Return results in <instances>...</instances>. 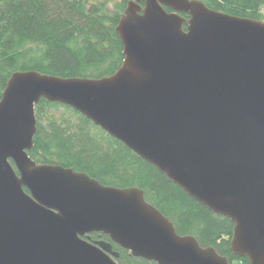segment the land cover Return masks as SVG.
<instances>
[{
  "label": "water",
  "instance_id": "1",
  "mask_svg": "<svg viewBox=\"0 0 264 264\" xmlns=\"http://www.w3.org/2000/svg\"><path fill=\"white\" fill-rule=\"evenodd\" d=\"M116 33L124 60L110 77L17 72L8 81L0 100V264H118L111 243L90 241L95 233L155 264H231L178 235L143 191L33 161L41 100L78 112L230 220L232 254L264 264V21L195 0H131Z\"/></svg>",
  "mask_w": 264,
  "mask_h": 264
},
{
  "label": "trees",
  "instance_id": "2",
  "mask_svg": "<svg viewBox=\"0 0 264 264\" xmlns=\"http://www.w3.org/2000/svg\"><path fill=\"white\" fill-rule=\"evenodd\" d=\"M115 1L0 0V100L17 72L90 80L114 75L124 60L116 28L129 0H123L114 12ZM195 1L219 13L264 21V0ZM51 108H63V114L48 116ZM35 115L37 134L29 156L38 165L72 169L107 187L137 188L148 204L171 221L178 235L194 237L201 247L213 248L231 264H250L231 252L234 224L230 220L190 198L84 116L45 100L36 106ZM89 238L111 243L120 254L118 264H155L132 257L101 233Z\"/></svg>",
  "mask_w": 264,
  "mask_h": 264
},
{
  "label": "rangeland",
  "instance_id": "3",
  "mask_svg": "<svg viewBox=\"0 0 264 264\" xmlns=\"http://www.w3.org/2000/svg\"><path fill=\"white\" fill-rule=\"evenodd\" d=\"M129 1H131V0H129ZM129 1H128V2H129ZM122 2H123V0H116L115 3H114V5L112 6L113 9H111V10L114 11V12H116V11H117V10H115L116 6L120 5ZM128 2H127V4H128ZM127 4H126V7H127ZM142 6H143V4H142ZM125 9H126V8H125ZM124 11H125V10H124ZM123 14H124V12H123ZM123 14H122V15H123ZM63 111H64L63 108H51V109L48 110L47 115H48V116L52 115V116H55V117L58 118L61 114H63ZM45 118H46V117H45ZM46 119H47V118H46Z\"/></svg>",
  "mask_w": 264,
  "mask_h": 264
},
{
  "label": "flooded vegetation",
  "instance_id": "4",
  "mask_svg": "<svg viewBox=\"0 0 264 264\" xmlns=\"http://www.w3.org/2000/svg\"><path fill=\"white\" fill-rule=\"evenodd\" d=\"M168 12H170V11H168Z\"/></svg>",
  "mask_w": 264,
  "mask_h": 264
}]
</instances>
